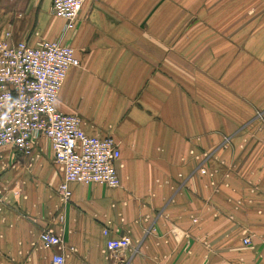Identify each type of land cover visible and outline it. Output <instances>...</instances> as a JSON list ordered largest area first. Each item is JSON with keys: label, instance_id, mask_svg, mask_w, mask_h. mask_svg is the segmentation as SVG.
<instances>
[{"label": "crops", "instance_id": "crops-1", "mask_svg": "<svg viewBox=\"0 0 264 264\" xmlns=\"http://www.w3.org/2000/svg\"><path fill=\"white\" fill-rule=\"evenodd\" d=\"M52 1L0 0V41L74 50L56 109L119 144L120 186L64 202L46 139L4 149L0 264H264V0H87L66 32Z\"/></svg>", "mask_w": 264, "mask_h": 264}, {"label": "built area", "instance_id": "built-area-1", "mask_svg": "<svg viewBox=\"0 0 264 264\" xmlns=\"http://www.w3.org/2000/svg\"><path fill=\"white\" fill-rule=\"evenodd\" d=\"M86 1H52V15L64 21V32L76 27ZM78 66L74 50L60 40L13 43L6 33L0 41V157L8 147L15 154L31 157L39 139H46L63 173L57 191L64 202L71 199V183L110 189L120 186L115 169L120 160L119 144L110 137L87 136L78 116L56 109L68 71ZM103 234L108 236V230ZM39 242L43 250L61 249L63 244L62 238L49 230L41 232ZM242 243L251 245L248 237ZM106 248L122 254L131 249V241L128 237L108 239ZM51 262L65 264V259L55 255Z\"/></svg>", "mask_w": 264, "mask_h": 264}, {"label": "rangeland", "instance_id": "rangeland-1", "mask_svg": "<svg viewBox=\"0 0 264 264\" xmlns=\"http://www.w3.org/2000/svg\"><path fill=\"white\" fill-rule=\"evenodd\" d=\"M213 10H215V8Z\"/></svg>", "mask_w": 264, "mask_h": 264}]
</instances>
